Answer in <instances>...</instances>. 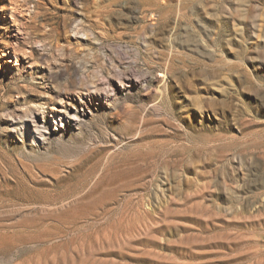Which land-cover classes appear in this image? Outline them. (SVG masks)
<instances>
[{
    "label": "rangeland",
    "instance_id": "rangeland-1",
    "mask_svg": "<svg viewBox=\"0 0 264 264\" xmlns=\"http://www.w3.org/2000/svg\"><path fill=\"white\" fill-rule=\"evenodd\" d=\"M0 264H264V0H0Z\"/></svg>",
    "mask_w": 264,
    "mask_h": 264
},
{
    "label": "bare ground",
    "instance_id": "bare-ground-1",
    "mask_svg": "<svg viewBox=\"0 0 264 264\" xmlns=\"http://www.w3.org/2000/svg\"><path fill=\"white\" fill-rule=\"evenodd\" d=\"M132 1V0H131ZM160 3H162L161 1H159ZM1 9H3L5 12L4 13H6V12H8V14H9V16L10 17H13L14 15H15V12H14V8L10 5V6H8V3L6 4V3H4V2H2V6H1ZM151 13V12H150ZM15 18V17H14ZM150 19L152 20V22H151V24H154V19H155V15H154V13H151V15H150ZM16 25V29H15V33H14V36L16 37V38H18V36H19V29H18V26H17V24H15ZM152 27V26H151ZM144 32V31H143ZM143 34V33H142ZM142 34H141V36H142ZM145 34V33H144ZM143 34V35H144ZM145 36V35H144ZM150 36V35H149ZM141 38V37H140ZM144 38H146V37H144ZM144 38H142V39H144ZM142 41H146V40H142ZM151 41V40H150ZM148 42V41H147ZM144 44V43H143ZM146 44V43H145ZM52 109H55V110H58V111H63L61 108H55V107H52ZM67 117H69L70 118V116H67Z\"/></svg>",
    "mask_w": 264,
    "mask_h": 264
}]
</instances>
